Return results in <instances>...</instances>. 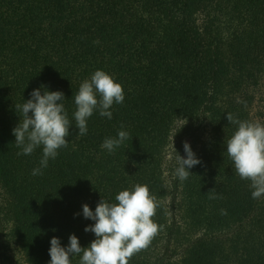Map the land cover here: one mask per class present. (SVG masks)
<instances>
[{"label":"trees","instance_id":"obj_1","mask_svg":"<svg viewBox=\"0 0 264 264\" xmlns=\"http://www.w3.org/2000/svg\"><path fill=\"white\" fill-rule=\"evenodd\" d=\"M97 70L125 99L111 120L94 111L79 136L74 96ZM36 89L64 94L71 127L67 148L34 176L43 146L17 155L12 133L22 118L15 105ZM229 113L264 125V0H0V188L26 264H49L53 237L67 247L74 234L87 248L96 237L84 229L95 221L82 206L118 203L137 184L155 197L161 228L129 264H264V195L252 198L226 152L238 130ZM121 130L129 139L120 147H101ZM185 138L201 163L180 181L176 160L167 185V149L182 150ZM212 189L222 198L210 199ZM169 197L180 200L185 233L168 216ZM181 233L186 244L172 249Z\"/></svg>","mask_w":264,"mask_h":264},{"label":"clouds","instance_id":"obj_2","mask_svg":"<svg viewBox=\"0 0 264 264\" xmlns=\"http://www.w3.org/2000/svg\"><path fill=\"white\" fill-rule=\"evenodd\" d=\"M30 97L22 105H15L22 118L12 134L16 146L22 148L17 155H30L37 147L43 146L40 167L32 171L35 176L43 174L41 169L48 166L49 159L57 158L59 149L67 148L69 141L66 137L70 134L71 124L62 92L36 89L30 93ZM124 99V90L119 83L104 71H95L90 80H85L79 86L74 96L76 111L73 115L78 135L87 134V122L94 111L111 120L113 114L109 109L114 104H122ZM227 120L230 124L238 125V130L227 140L226 152L234 163L237 175L251 182L254 189L252 198L258 199L264 195V126L240 121L231 113L227 114ZM127 139L129 133L121 130L116 138H106L101 147L112 153ZM183 147L186 158L178 154L179 166L175 169L180 181L192 175L189 170L201 163L187 142ZM209 193H212L210 199L222 198L214 194L215 189ZM115 199L118 203L110 204L101 198L95 212L84 204L83 217L95 221L84 231L94 233L96 239L87 248H82L74 234L69 236L67 247H61L60 240L53 237L49 264H71V258L76 256L80 257L79 264H129L135 254L147 249L161 228L152 220L157 208L155 197L150 195L146 185L137 184L132 191L119 192ZM221 214L227 213L221 210Z\"/></svg>","mask_w":264,"mask_h":264},{"label":"rangeland","instance_id":"obj_3","mask_svg":"<svg viewBox=\"0 0 264 264\" xmlns=\"http://www.w3.org/2000/svg\"><path fill=\"white\" fill-rule=\"evenodd\" d=\"M256 107V106H255ZM257 124H260L262 126H264L262 124V121L257 122ZM210 133H209V129L208 128H200L199 131L196 134V137H198V141L196 143V150L195 151H200L202 149V147L204 146L203 144L207 141L208 137H209ZM187 142L188 144L189 139L185 138L183 140V143ZM191 150L193 151V146L190 145ZM175 146L174 144H171L166 152V159H165V180L167 182V185L170 184V180L172 177V172L169 171V165H172L176 162L177 156L178 154L181 157H186V154L184 152V147L182 148V150H174ZM177 153H176V152ZM194 151V153H195ZM4 191L0 188V254L4 253L6 255V264H26L25 263V257L22 254V252L20 251V249L15 245V243L13 242L12 238L9 236V231L11 229V222L7 220V210L4 208L5 203H4ZM180 204V200H177L175 202H173V200H170V197L167 198L166 200V206L168 209V216L170 218H175V220L177 221L178 226L182 227V233L187 232V225L185 223V219H184V214H183V210L182 208L180 209L178 207V205ZM174 207V210H173ZM170 221V220H169ZM178 236L176 235L175 238H177V240L172 241V249H181V247H183V245L186 244V242H183V236ZM178 236V237H177ZM195 236V235H194ZM183 242V243H182ZM2 257V256H1Z\"/></svg>","mask_w":264,"mask_h":264}]
</instances>
